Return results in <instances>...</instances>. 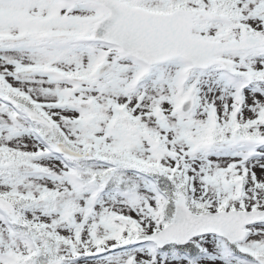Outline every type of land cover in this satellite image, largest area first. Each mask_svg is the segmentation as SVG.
I'll return each mask as SVG.
<instances>
[{
    "label": "snow or ice",
    "instance_id": "snow-or-ice-1",
    "mask_svg": "<svg viewBox=\"0 0 264 264\" xmlns=\"http://www.w3.org/2000/svg\"><path fill=\"white\" fill-rule=\"evenodd\" d=\"M0 264H264V0H0Z\"/></svg>",
    "mask_w": 264,
    "mask_h": 264
}]
</instances>
